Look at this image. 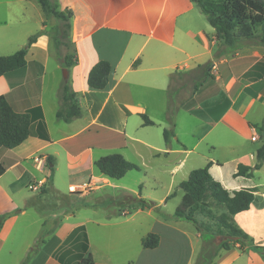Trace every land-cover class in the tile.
I'll return each instance as SVG.
<instances>
[{"label": "crops", "instance_id": "crops-1", "mask_svg": "<svg viewBox=\"0 0 264 264\" xmlns=\"http://www.w3.org/2000/svg\"><path fill=\"white\" fill-rule=\"evenodd\" d=\"M58 1L63 10L73 13L68 51L69 55L72 52L74 62L68 69V82L77 93L82 111L79 118L68 124L56 117L65 79L56 82L50 93L55 105L47 107L50 61L55 58L58 70L62 64L48 25L44 24L42 8L36 0H0V56L25 48L30 37L42 32L28 49L25 67L0 77V96L6 97L15 112L29 113L31 117L28 139L14 149H0V161L6 167L0 177V216L12 214L0 230V264H24L40 241V247L25 264H78L88 254L94 264H194L196 248L184 221L166 220L156 209L171 216L164 209L178 197L179 207L182 206L184 191L181 196L174 189L176 185L180 188V183L194 170L188 169L187 163L201 143L205 142L210 151L221 144L233 148L230 137L236 132L242 133L251 145L246 148V160L235 161L231 177L223 175L221 159L208 156L206 165L212 163L211 175L228 191H254L255 202L248 211L235 215L233 221L255 245L264 247V178L259 176L264 164L251 178L234 176L239 164L255 166L256 152L264 144V47H245L216 60V32L192 0ZM31 24L29 30L20 28ZM16 26L19 28L14 29ZM100 61H108L111 72L107 87L96 90L88 86L87 79ZM208 62L214 64V78L191 93L169 118L168 88L172 74L190 72ZM200 113H205L207 119ZM141 115H146L154 125H144ZM55 120L66 126L62 125L67 134L61 139L52 132ZM183 120L192 123L186 132L189 138L180 131ZM69 127L75 128L68 130ZM152 128L159 129L160 138ZM164 129L174 131L169 145L164 141ZM255 142L260 144L252 146ZM131 143L155 160L161 159L159 153L169 160V189L160 199L145 198L153 201L156 209H144L136 203L120 207L119 213L114 214L110 211L115 208L111 205H116L113 201L117 196L107 188H119L99 172L95 161L114 153L124 155ZM95 150L100 152L98 156ZM48 158L54 163L48 166L53 167V172L49 170L47 174ZM81 166L86 168L80 172H87L81 175L82 184L69 175L68 179L61 177L64 168L70 174ZM86 185L90 189L76 193ZM66 193L83 199L78 211L58 212L57 199ZM171 194L174 196L168 198ZM133 195L144 198L141 192ZM196 218L204 220L200 214ZM134 220L133 232L122 227ZM28 227H35V231L27 235ZM101 228L113 231L105 252L98 250V236L92 231ZM149 234L159 236V245L154 249L142 245ZM194 236L198 245L201 235ZM118 243L127 244L124 252L118 250ZM216 264L264 261L258 253L236 245L221 250Z\"/></svg>", "mask_w": 264, "mask_h": 264}, {"label": "trees", "instance_id": "trees-1", "mask_svg": "<svg viewBox=\"0 0 264 264\" xmlns=\"http://www.w3.org/2000/svg\"><path fill=\"white\" fill-rule=\"evenodd\" d=\"M46 18V22L52 18L61 23L53 36L54 45L61 59L62 48L71 47V30L73 13L70 10H63L58 0H36ZM202 10L208 23L216 32V40L219 48L214 58L221 59L223 56L235 53L250 45L264 47V1L260 0H192ZM44 22V24H46ZM260 29V33H258ZM42 32H38L29 38L28 45L9 56H0V77L21 69L26 65V55L29 47L36 43ZM74 56L67 55L61 59L62 67L69 69L73 64ZM213 62L199 65L195 70L178 73L175 72L170 78L168 88V109L169 118L184 105L182 92L188 84L192 86V93L202 87L207 80L213 79ZM111 64L108 61L98 62L90 71L87 79L88 86L92 89H105L109 82ZM61 106L56 113L58 120L64 123H71L82 115L75 93L68 80L60 91ZM144 125H154L146 115H141ZM264 134V122L261 126ZM31 134V117L29 113H17L10 106L5 96H0V149H14L21 145ZM173 129H164L163 137L166 145H169L174 137ZM53 159L48 158V166L53 164ZM264 164V144L256 152V164L253 167L243 164L238 165L235 177L243 176L251 178L253 172L261 169ZM212 163L203 168L194 169L188 178L180 183V188L184 191L183 204L172 216H167L156 209L153 201L130 195L129 200L120 199L113 201L118 207H126L140 204L144 209H156L166 220L181 221L185 220L195 225L202 237L206 232L211 233L209 239H205V246L195 264H216V258L221 250H229L232 246L238 245L241 249L249 248L258 253L264 261V247L255 245L254 240L233 221V217L241 212L248 211L255 202L253 190H239L230 192L220 182L216 181L210 173ZM95 166L99 172L112 180L123 179L130 171H140V167L128 161L123 154L114 153L95 161ZM53 172V167H48ZM6 172V167L0 161V177ZM52 180V175L49 176ZM141 188V187H140ZM171 194L168 198L173 197ZM188 207V211L185 209ZM214 207L222 208L224 211L217 215ZM196 214L202 215L208 221L215 224L216 229L209 223L200 222ZM12 214L0 216V230L5 220ZM228 235L235 237L236 240H223L216 243L218 237ZM41 243V241H40ZM38 242L32 253L40 247ZM142 245L146 249H154L159 245V236L149 234L142 240ZM31 258L26 257L25 262ZM78 264H94L90 254L83 257Z\"/></svg>", "mask_w": 264, "mask_h": 264}, {"label": "rangeland", "instance_id": "rangeland-1", "mask_svg": "<svg viewBox=\"0 0 264 264\" xmlns=\"http://www.w3.org/2000/svg\"><path fill=\"white\" fill-rule=\"evenodd\" d=\"M260 1H264V0H260ZM38 7H39V5H38ZM32 14L36 15L35 13H32ZM42 15H43V13H42ZM46 24L48 25V27H47L48 32L51 34L52 39H53V36L55 35L56 31L59 28H61V23L59 21H57L56 19L52 18V19L48 20L46 22ZM17 27L18 26L14 27V29ZM31 27H32V24L29 26L20 27V28L21 29L25 28V29L29 30ZM257 31H258V33H260V29H258ZM53 42H54V40H53ZM248 47H253V46L250 45ZM69 52L70 51H68V49L62 48L61 59L65 58L69 54ZM56 54H57V51H56ZM71 55H72V52H71ZM55 63H56L55 58H52L50 61L48 71H47V76H46L47 77L46 78V82H47L46 83V89H47V94H48L47 95V97H48L47 107L49 109H51L55 105V98H54V96L52 97L50 95L51 90L54 89V86L56 85L57 81L59 83H61V81H63V79H64L65 68L62 67L61 69L58 70V69H56ZM212 71H215L214 67L212 68ZM179 73H181V72H179ZM63 85H64V83H63ZM191 93H192V86H191V84H188L187 87L182 92V99L186 102L188 97L191 95ZM33 97H35L34 92H33ZM194 112L199 115L198 111H194ZM200 114H201L200 115L201 117L207 119L206 118L207 116L205 113L203 115H202V113H200ZM54 119H55V117H54ZM55 121H56V123L52 124V132H53V135L55 137H58L61 139L64 137L65 134H67V132H65V128L62 127V125L65 126V124H63L62 122H58L57 120H55ZM77 125L78 124H75V127H77ZM181 125L179 126L180 131L183 132V134H186L187 138H189V136H188L189 134H187L186 132H189L190 128L192 127V123L189 122L188 120H183ZM74 128L69 127L67 129L73 130ZM151 131L154 132L153 134L157 138H160V133L158 134V132H159L158 128H152ZM230 139L232 140L231 144L234 145L233 148H227L225 145L221 144V145H219V147L215 151H210V149L206 147L205 142L201 143V145L198 147V149H196V153L194 155H192V158L188 161L187 168L188 169L203 168L207 162L206 158L208 156H213L214 158H218V159L223 160V169H222L223 175H225V177H231V172L234 169L235 161L236 160L242 161L241 159L245 158L246 148L251 145V142H250V140H246V137L240 132L234 133L232 138L230 137ZM263 141H264V138H263ZM259 144H260V142H257V143L255 142L254 144H252V146H258ZM133 145H136V144L131 143L129 148L127 150H125V153H124L125 156L124 155L123 156L128 161L138 165L140 167V171H130L127 173L125 178H123L121 180H113V183H117L116 185L119 189L113 190V189L107 188V191L113 192V194H115L117 196V198H115L116 199L115 201H119L120 199L129 200L130 195L137 194L139 192H141V195L144 198L150 199V197H155L157 199H160L164 194H166V192L169 189L168 184H169V181L171 179V177H169V175L167 174L168 173L167 169L171 168V166H168L169 160L167 158H165L163 153H159V154H161V156H160L161 159L155 160V159H153L152 155L148 154L146 151H143L141 149L134 148ZM95 152H96V156H98L100 154V152L98 150H95ZM244 160H246V158ZM85 168H86V166H81L80 168H78L77 170H75L73 172L70 171V174H69V170L66 171V169L64 168L61 172V177L64 179H66V178L68 179L67 175H69L73 179H75V178L77 179L75 182L82 184L81 179H83V177L81 175L85 176L87 174V172L85 174H83L80 171H83ZM45 171L47 174L49 173L48 165L45 167ZM165 171H166V173H165ZM180 175H183V174L181 173ZM259 176L264 178V170H262L260 172ZM120 188L126 189L127 193L124 190L122 191V189H120ZM88 189H90V186L86 185V187L79 189L78 191L76 189L75 192L77 191L76 193H80V192H83V191L88 190ZM174 190H175V192H179V194L181 196L183 195V190H181L179 187H177V185H176ZM51 197L53 198V200H56L55 196L51 195ZM174 199L175 198L170 200V202H169L170 204L168 205V207L166 209H164L165 213L171 214V216L175 213V211L178 209L179 205L181 204V200L179 197L176 198L175 200ZM57 200H58V212L59 213H61V212L62 213L76 212L79 210L80 206L83 204V199H78L77 197L71 196L69 193H66V195L63 198H61L60 200L59 199H57ZM111 206H115V208L112 211H110L111 213H114V214L119 213L120 207H118L117 205H111ZM53 207L56 208V206H53ZM54 208H53V210H54ZM213 209L217 215H219L220 213H222L224 211V209H222V208L214 207ZM124 210H126V209H124ZM185 211H188V207L185 209ZM50 215L51 214H49L48 216L50 217ZM171 221H175V220H171ZM181 221H184V223H185L184 225L186 227V230L190 234V237L194 241L196 251H195L193 260H194V264H195L199 258L200 253L203 250V247L205 246V243H204L205 239H209L211 237V233L206 232L204 234V237L201 236V238L199 239V244L197 245L196 237L194 236V235H198V233H199L197 228L191 222H188L185 220H181ZM203 221H206V222H203ZM200 222L209 223V225H211L212 227H214V229H216L215 224L212 221H208L207 219L204 218V220H200ZM122 227L126 228L128 232H130V231L133 232V230H135V227H136V220L129 222V223H124V225H122ZM34 231H35V227H33V228L28 227V229L25 232L27 235H29L30 233H32ZM92 231L95 232L96 235L98 236V242L100 244V246L98 247V250L105 252L106 243L108 242L109 239L113 238V235H110L111 233H113L112 229L111 228H101L100 230H95V231H94V229H92ZM215 242L218 243L217 241H215ZM115 245L117 246L118 250H120V252H124V249L126 248L127 244L126 243L125 244L118 243ZM31 254H32V250L30 251V253L28 255L30 256ZM10 263H13V260L12 261L10 260ZM25 263L26 262H24V264Z\"/></svg>", "mask_w": 264, "mask_h": 264}, {"label": "water", "instance_id": "water-1", "mask_svg": "<svg viewBox=\"0 0 264 264\" xmlns=\"http://www.w3.org/2000/svg\"><path fill=\"white\" fill-rule=\"evenodd\" d=\"M68 77H69V71H68V69H65L64 70V79H65V81L68 80ZM223 240H236V238L232 237V236L224 235V236L218 237L216 239V241L218 243L222 242Z\"/></svg>", "mask_w": 264, "mask_h": 264}, {"label": "built area", "instance_id": "built-area-1", "mask_svg": "<svg viewBox=\"0 0 264 264\" xmlns=\"http://www.w3.org/2000/svg\"><path fill=\"white\" fill-rule=\"evenodd\" d=\"M39 185H42V183L40 182Z\"/></svg>", "mask_w": 264, "mask_h": 264}]
</instances>
